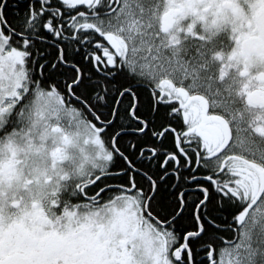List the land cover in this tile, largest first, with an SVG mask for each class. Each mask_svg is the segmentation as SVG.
<instances>
[{
	"label": "snow or ice",
	"instance_id": "snow-or-ice-1",
	"mask_svg": "<svg viewBox=\"0 0 264 264\" xmlns=\"http://www.w3.org/2000/svg\"><path fill=\"white\" fill-rule=\"evenodd\" d=\"M0 264H264V0H0Z\"/></svg>",
	"mask_w": 264,
	"mask_h": 264
}]
</instances>
